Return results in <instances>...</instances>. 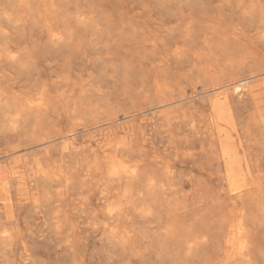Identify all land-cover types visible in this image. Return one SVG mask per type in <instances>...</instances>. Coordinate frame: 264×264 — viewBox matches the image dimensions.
Returning <instances> with one entry per match:
<instances>
[{
  "label": "bare ground",
  "instance_id": "obj_1",
  "mask_svg": "<svg viewBox=\"0 0 264 264\" xmlns=\"http://www.w3.org/2000/svg\"><path fill=\"white\" fill-rule=\"evenodd\" d=\"M256 44L261 0H0V264H264Z\"/></svg>",
  "mask_w": 264,
  "mask_h": 264
},
{
  "label": "rangeland",
  "instance_id": "obj_2",
  "mask_svg": "<svg viewBox=\"0 0 264 264\" xmlns=\"http://www.w3.org/2000/svg\"><path fill=\"white\" fill-rule=\"evenodd\" d=\"M264 3V0H261ZM257 15V14H256ZM258 16V15H257ZM255 55L253 56L255 59V63L259 66L264 65V48H262L260 45L256 44L254 47ZM253 61V59H250L249 61ZM251 95H253V98L255 101H261L262 106L264 109V86L262 87H255L251 89ZM249 95V93H247ZM238 113L241 115V117L244 118V123L247 125L249 130L252 133V137L255 140L264 141V133L261 132V129L258 127V116L259 113L255 106L253 105V100L247 98L245 101L241 102L238 107ZM264 113V112H263Z\"/></svg>",
  "mask_w": 264,
  "mask_h": 264
}]
</instances>
